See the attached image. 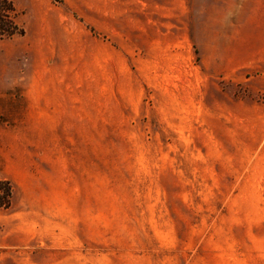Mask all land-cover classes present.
<instances>
[{
	"label": "rangeland",
	"instance_id": "1",
	"mask_svg": "<svg viewBox=\"0 0 264 264\" xmlns=\"http://www.w3.org/2000/svg\"><path fill=\"white\" fill-rule=\"evenodd\" d=\"M12 2L0 264H264V189H234L264 3Z\"/></svg>",
	"mask_w": 264,
	"mask_h": 264
},
{
	"label": "crops",
	"instance_id": "2",
	"mask_svg": "<svg viewBox=\"0 0 264 264\" xmlns=\"http://www.w3.org/2000/svg\"><path fill=\"white\" fill-rule=\"evenodd\" d=\"M264 3V0H252ZM257 60V59H256ZM259 65H264V57L259 59ZM254 58L249 59L251 65ZM260 85L252 86L253 91L264 88V71L258 75ZM240 107L235 111V119L239 121L243 131H258L257 137L240 138L239 141L250 148L248 155L241 164V172L235 180L234 189H264V104L254 102L252 98H241L234 101ZM249 132V133H250ZM242 143V144H243Z\"/></svg>",
	"mask_w": 264,
	"mask_h": 264
},
{
	"label": "trees",
	"instance_id": "3",
	"mask_svg": "<svg viewBox=\"0 0 264 264\" xmlns=\"http://www.w3.org/2000/svg\"><path fill=\"white\" fill-rule=\"evenodd\" d=\"M16 16L17 10L12 0H0V41L15 35L24 34V28L19 24ZM0 191L2 192L1 189Z\"/></svg>",
	"mask_w": 264,
	"mask_h": 264
}]
</instances>
